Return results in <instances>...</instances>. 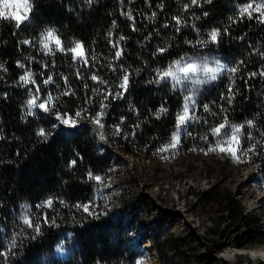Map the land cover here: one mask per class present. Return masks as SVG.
I'll list each match as a JSON object with an SVG mask.
<instances>
[{"label":"trees","instance_id":"16d2710c","mask_svg":"<svg viewBox=\"0 0 264 264\" xmlns=\"http://www.w3.org/2000/svg\"><path fill=\"white\" fill-rule=\"evenodd\" d=\"M29 2L31 18L19 29L0 19V264H146V243L159 264L190 262L193 234L173 233L165 216L153 219V199L121 162L167 152L202 157L207 177L239 165L264 188V18L240 15L260 0ZM13 3L6 16L21 15L20 0ZM48 30L65 49L81 43L88 64L54 42L47 54L41 41ZM176 61L226 70L215 81L174 88L159 76ZM29 72L34 83L21 79ZM192 79L206 78L198 72ZM37 89V103L52 98L48 112L29 111ZM189 95L193 119L172 148ZM225 122L222 132L240 128L238 144L223 145L235 156L221 152L213 135ZM198 198L223 209L228 230L253 227L235 193L212 185Z\"/></svg>","mask_w":264,"mask_h":264},{"label":"rangeland","instance_id":"374dc122","mask_svg":"<svg viewBox=\"0 0 264 264\" xmlns=\"http://www.w3.org/2000/svg\"><path fill=\"white\" fill-rule=\"evenodd\" d=\"M20 5L22 16L27 9L23 0ZM14 6L12 3L3 10L8 13ZM121 163L139 177L144 193L153 199V219L165 216L173 233L180 235L185 230L193 234L194 248L185 249L191 261L181 264H264V258L252 252L264 249V188L250 177L251 168L241 170L237 165L229 174L220 170L207 177L202 157L178 159L169 152L154 159L127 156ZM212 185L235 193L249 216L247 223L253 227L244 223L230 230L224 227L223 209L198 198ZM145 248L149 253L146 264H159L149 243ZM230 252L236 253L233 261L229 260Z\"/></svg>","mask_w":264,"mask_h":264},{"label":"snow or ice","instance_id":"6c2138e0","mask_svg":"<svg viewBox=\"0 0 264 264\" xmlns=\"http://www.w3.org/2000/svg\"><path fill=\"white\" fill-rule=\"evenodd\" d=\"M15 2V0H0V19H9L10 22H13L15 27L18 29L21 27L22 24L28 22L31 18V11H32V4L29 2V0H23V5L27 9L25 15H18L13 13L10 17L5 15V12L3 9L9 8L12 6V3ZM91 2V0H90ZM193 3H196V0H192ZM16 7L19 8L20 4L16 3ZM253 12H256L259 14L260 17L264 18V0H260L259 3L253 6L252 2H249L246 7H242L240 9V15L243 16L245 13L248 14L249 18H252ZM177 24L180 23L179 19L177 18ZM264 22V21H262ZM217 32H212L211 33V39L213 42L217 40ZM123 39V38H121ZM55 44V49L58 51H67L72 54V59L74 61L79 60L80 62L84 63L85 65L88 64V57L87 54L84 51V47L81 43L77 42L73 47H70L68 49H65L62 46L61 40L56 36L53 30H48L46 34L42 38V47L45 50L47 54H52L53 53V48L50 47V44L53 43ZM115 46V45H114ZM163 51V49H161ZM115 56L119 58L121 56V52L117 50L115 52ZM225 67L223 65H217V67H208L206 65L200 66L195 62H188V61H176L172 66L168 68V70L163 71L160 76L159 80H165L166 78L170 79L172 82V85L174 88L181 87L185 85L186 82H191L192 84H202L206 83L208 81H215L218 77V75L225 71ZM232 71H235V69H232ZM198 72H202L204 77L206 79H195L193 80L192 77L197 76ZM21 79L25 83H29L31 81V73H27L26 75L22 76ZM93 80H97L96 76H92ZM34 83V81H31ZM46 83L48 81H45ZM128 85V76L125 75L123 77V83L121 84V89L126 91ZM39 89H37V95L34 96L32 99L28 101V108L31 113V110L34 108H38L40 110H43L44 112L49 111L48 104L51 102L52 98L49 96L46 101H42L40 103H37V100L40 99L38 95ZM68 93H65L67 95ZM122 94V93H121ZM108 95H111L109 93ZM194 103L193 97L189 95L187 97V102L184 105L183 113L178 116L177 120V132L173 136L172 139V144L171 147L175 148L176 145L180 141V128L182 126H185L187 122H189L191 119H193L192 116H190V111H191V105ZM79 115V113H77ZM57 119L61 121L62 124L69 125L72 124L74 126V121H72L70 118H63L61 116H57ZM97 123H99V116L97 117ZM251 123V122H249ZM103 125H101L102 127ZM229 128L227 125V122L222 123L218 125L216 128H214L213 135L216 137L221 138V143L217 145L219 150L221 152L227 150L229 151L233 156L236 155V151L232 147H228L225 149L223 146L224 144L231 145L233 142H236L238 144V136L240 133V128L239 127H231L229 131L227 132H222L223 129ZM40 136H45V131L42 129L39 133ZM224 136H228V140H224ZM103 138V137H102ZM215 150V149H210ZM99 180V177L96 178ZM48 204H51V201L48 202ZM88 209L85 208V211ZM24 223L30 227L33 225L30 223V220L27 216L24 217ZM36 231L39 232V228H36Z\"/></svg>","mask_w":264,"mask_h":264},{"label":"bare ground","instance_id":"6f19581e","mask_svg":"<svg viewBox=\"0 0 264 264\" xmlns=\"http://www.w3.org/2000/svg\"><path fill=\"white\" fill-rule=\"evenodd\" d=\"M233 251V250H232ZM252 252H253V254L255 255V256H261V257H263L264 258V249H261V250H257V249H253L252 250ZM238 255V254H237ZM236 253H234V252H230V254L228 255V257H229V260L230 261H233L236 257ZM259 258V257H258Z\"/></svg>","mask_w":264,"mask_h":264}]
</instances>
